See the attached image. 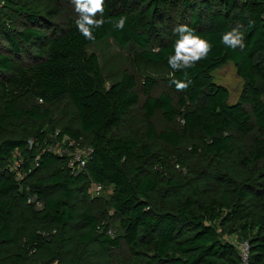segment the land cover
I'll return each instance as SVG.
<instances>
[{
	"label": "trees",
	"instance_id": "16d2710c",
	"mask_svg": "<svg viewBox=\"0 0 264 264\" xmlns=\"http://www.w3.org/2000/svg\"><path fill=\"white\" fill-rule=\"evenodd\" d=\"M241 239L264 264V0H0V264H240Z\"/></svg>",
	"mask_w": 264,
	"mask_h": 264
},
{
	"label": "rangeland",
	"instance_id": "374dc122",
	"mask_svg": "<svg viewBox=\"0 0 264 264\" xmlns=\"http://www.w3.org/2000/svg\"><path fill=\"white\" fill-rule=\"evenodd\" d=\"M89 51L95 52L98 55L109 82L122 74L130 56V49L121 48L111 39L101 41L91 46ZM213 79L217 84L229 90V103L238 101L244 86V81L238 76L236 67L232 62L216 69L213 72ZM139 80L141 83L142 75H139ZM15 156L14 154L12 158ZM111 192L112 191L108 190L103 193V195L108 196Z\"/></svg>",
	"mask_w": 264,
	"mask_h": 264
},
{
	"label": "built area",
	"instance_id": "2783aa9c",
	"mask_svg": "<svg viewBox=\"0 0 264 264\" xmlns=\"http://www.w3.org/2000/svg\"><path fill=\"white\" fill-rule=\"evenodd\" d=\"M60 131L57 130L54 135V142L48 146V150L59 156H65L68 159V165L73 169V172H80L83 170L91 157L93 148L91 146L83 145L80 140L65 134L59 137ZM18 158L19 153H14ZM13 154V156H14ZM111 188L105 187L103 184L91 180L88 186V194L95 198L100 197L103 193ZM234 244L238 250L240 257V264H250L251 246L247 239L235 240Z\"/></svg>",
	"mask_w": 264,
	"mask_h": 264
}]
</instances>
